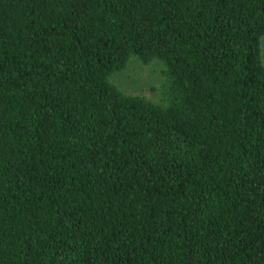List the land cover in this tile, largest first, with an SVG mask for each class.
I'll list each match as a JSON object with an SVG mask.
<instances>
[{"label": "trees", "instance_id": "obj_1", "mask_svg": "<svg viewBox=\"0 0 264 264\" xmlns=\"http://www.w3.org/2000/svg\"><path fill=\"white\" fill-rule=\"evenodd\" d=\"M263 37L264 0H0V264H264Z\"/></svg>", "mask_w": 264, "mask_h": 264}, {"label": "rangeland", "instance_id": "obj_2", "mask_svg": "<svg viewBox=\"0 0 264 264\" xmlns=\"http://www.w3.org/2000/svg\"><path fill=\"white\" fill-rule=\"evenodd\" d=\"M262 60L264 62V37L261 39ZM160 66L158 62L142 65L137 60L113 76V81L126 94L154 96V88L159 84Z\"/></svg>", "mask_w": 264, "mask_h": 264}]
</instances>
